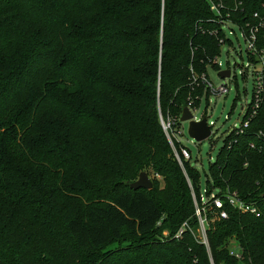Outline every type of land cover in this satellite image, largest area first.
I'll return each instance as SVG.
<instances>
[{"label": "trees", "instance_id": "16d2710c", "mask_svg": "<svg viewBox=\"0 0 264 264\" xmlns=\"http://www.w3.org/2000/svg\"><path fill=\"white\" fill-rule=\"evenodd\" d=\"M239 1L244 14L263 2ZM213 19L208 0H0V264H264V154L248 149L251 128L220 149L203 186L260 216L226 204L208 249L189 230L174 238L197 225L203 186L160 118L178 130L188 97L209 98L189 84L218 54ZM142 172L161 182L130 189Z\"/></svg>", "mask_w": 264, "mask_h": 264}, {"label": "built area", "instance_id": "2783aa9c", "mask_svg": "<svg viewBox=\"0 0 264 264\" xmlns=\"http://www.w3.org/2000/svg\"><path fill=\"white\" fill-rule=\"evenodd\" d=\"M208 3L209 10L214 16L213 21L217 25L216 29L209 31V35L214 36L217 39L219 50L218 54L208 61L207 67L216 70L217 76L221 80L226 81L235 79V75L230 68L221 70V65L217 62L221 47L225 44H231L230 40L226 37L225 31L227 30L228 35L231 36L234 35L235 31L233 28H235L245 45L246 63L245 65H242L240 75L243 79L250 78L252 82L250 100L241 107L243 113L240 124L237 127L234 126L224 138L223 146L226 145L227 149H230L232 145L236 143L234 139L232 140V137L242 135L245 130L251 128L254 130L252 131L254 140L250 141L247 147L249 150L264 154V0L260 4V11L251 14L243 13L242 3L239 0H217L216 2L208 0ZM235 66L238 67L236 64ZM222 71H228L229 76L221 78L218 73ZM191 74V82L189 86L192 91L199 86L198 82L200 80L205 91H208L209 97H218L221 95L226 96L228 94L229 90L226 88V85H219L218 87L213 86L207 78L206 71L201 76H197L192 70ZM202 99L206 101L207 106L209 98L206 100L205 95H202L201 97L197 95L194 97L189 96L186 108H188L192 115L191 121L198 123L203 119L205 120V123L210 130V137L214 123H207L205 116H203L201 120H195L193 116V112L199 107ZM196 101L199 102L198 105H195ZM226 119H228V117H226ZM173 123L174 122L170 119L163 120L160 118L162 131L172 148L174 158L178 164L182 166V161L190 162L191 153L177 140L176 135H181V127L178 130L173 131ZM173 142L178 144L177 149ZM220 193V190H212L210 193H207V189L203 186L198 199H196L194 195L192 196L194 216L200 233L199 243H201L206 249H208L206 232L209 223L214 219L223 220L227 218V213L224 210L226 204L242 214H248L254 217L260 216V211L254 204L243 202L237 197L235 192H230L226 189L221 194ZM209 216H212V218L209 219ZM187 229L188 226L184 223L175 234L174 238H180L183 231ZM229 254L236 259L241 260V254L237 246L229 248Z\"/></svg>", "mask_w": 264, "mask_h": 264}, {"label": "rangeland", "instance_id": "374dc122", "mask_svg": "<svg viewBox=\"0 0 264 264\" xmlns=\"http://www.w3.org/2000/svg\"><path fill=\"white\" fill-rule=\"evenodd\" d=\"M235 31L234 35H228L226 30V37L230 40L231 44H225L220 49V54L217 62L221 65V70L230 68L235 75V79L221 80L217 76V71L211 67H207L206 73L208 80L214 87L219 85H226L228 94L226 96H210L208 105L206 101L201 100L199 107L193 112L195 120H201L203 116L207 123L213 122L212 134L209 138L202 142H197L188 135V123H181V135H176L177 140L187 148L191 153L190 165L197 168L201 174V185H204L205 174L210 163H212L223 146L224 138L229 134L232 128L239 126L242 110L241 107L250 100L252 92V82L250 78H242L240 75L242 65H245V45L239 37V33ZM238 65V67L235 66ZM228 117V119H226ZM177 149V148H176ZM150 181L155 178L161 182V179L151 173H148ZM138 179V178H137ZM162 185V184H161ZM194 236L197 242L200 241V233L198 226L195 224L192 228L188 229ZM168 236L167 231H163L159 235V239H164ZM228 244L229 248L236 246V242L230 239ZM119 247L118 244H111L102 250V253H107Z\"/></svg>", "mask_w": 264, "mask_h": 264}, {"label": "water", "instance_id": "95a60500", "mask_svg": "<svg viewBox=\"0 0 264 264\" xmlns=\"http://www.w3.org/2000/svg\"><path fill=\"white\" fill-rule=\"evenodd\" d=\"M218 75L221 78L228 77V71L219 72ZM192 115L188 108H184L182 110L181 116L179 118L180 123L188 122V135L193 138L197 142H202L203 140L207 139L210 135V130L207 127L205 120H201L200 122H193L191 121ZM130 189L137 190V189H145L150 190L152 188V182L149 180L147 173L142 172L139 174L138 179L130 184Z\"/></svg>", "mask_w": 264, "mask_h": 264}]
</instances>
